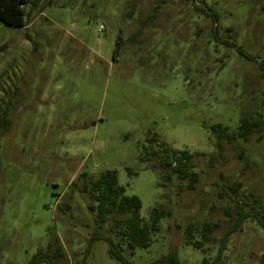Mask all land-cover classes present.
<instances>
[{
  "label": "rangeland",
  "instance_id": "1",
  "mask_svg": "<svg viewBox=\"0 0 264 264\" xmlns=\"http://www.w3.org/2000/svg\"><path fill=\"white\" fill-rule=\"evenodd\" d=\"M30 1L27 26L0 21V264L38 252L37 264H121L92 241L94 202L82 191L109 170L146 222L166 213L134 264L171 251L211 262L237 206L264 210V131L237 136L241 118L264 126V0ZM216 125L235 135L221 149ZM162 144L193 154V189L190 178L165 180ZM207 222L217 227L205 254L186 227L198 239ZM263 253L264 231L248 219L219 264H260Z\"/></svg>",
  "mask_w": 264,
  "mask_h": 264
},
{
  "label": "trees",
  "instance_id": "2",
  "mask_svg": "<svg viewBox=\"0 0 264 264\" xmlns=\"http://www.w3.org/2000/svg\"><path fill=\"white\" fill-rule=\"evenodd\" d=\"M42 0H34V5ZM30 0H0V21L11 27H25L27 23V13L25 7L30 5ZM159 6H156L154 12L156 13ZM200 13L212 18L214 23L218 21V13L215 8H209L207 5L204 7L196 8ZM239 53L249 59L250 56L238 49ZM264 71V65H261ZM264 77V74H263ZM263 121L254 120L251 117L241 118L237 128V136L247 142L255 129L264 131ZM217 135L218 141L216 146L221 149L223 146V139L232 141L235 135L229 132L228 127L216 125L213 127ZM163 158L160 162V170L170 169L171 174L165 176V180L170 182L173 175L182 178H190V188H194V183L198 181L196 172H191L189 163L193 159V154L187 150L171 151L170 148L161 145ZM158 150L154 152L158 156ZM156 167V166H155ZM89 174L83 173L82 177L87 179ZM84 193H88L93 200V204L89 209L95 215L96 230L92 235V241L105 240L109 245V255L111 258L117 260L121 264H134L131 257L134 256L137 248H145L150 246L152 237L159 229V223L165 211L161 208H155L152 211L150 221L146 222L141 214V201L137 196L126 195V189L119 185L117 176L114 171H106L98 176H92L88 183L82 187ZM238 190L232 189L233 193ZM238 214L233 218L231 228L226 232L217 247V253L213 260L209 262L208 257H204L202 264H219L223 258L226 250L229 237L234 231H238L243 223L250 219L255 222L264 231V210L258 205L250 207L245 210L242 206H237ZM167 215L171 216V212ZM109 225L108 229L104 232V227ZM217 227L216 224L207 222L203 224L199 238L195 239V227L191 223L186 227L187 243L193 248L207 253L205 244L211 240V234ZM44 260V253L38 252L32 259L30 264H37ZM161 264H183L179 259L177 251H171L166 255L161 256L156 262ZM53 264V263H51ZM260 264H264V253L260 258Z\"/></svg>",
  "mask_w": 264,
  "mask_h": 264
}]
</instances>
